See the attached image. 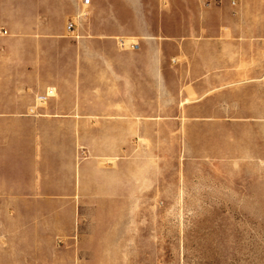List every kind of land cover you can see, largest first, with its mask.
Listing matches in <instances>:
<instances>
[{"label":"rangeland","instance_id":"obj_1","mask_svg":"<svg viewBox=\"0 0 264 264\" xmlns=\"http://www.w3.org/2000/svg\"><path fill=\"white\" fill-rule=\"evenodd\" d=\"M165 3L170 24L178 8L202 7L215 23L264 25V0ZM157 7L154 0L155 17ZM259 34L250 51L264 58ZM49 90L36 97L38 109L49 107ZM177 99L161 112L154 94L152 111L122 118L114 142L95 121L88 143H69L71 168L57 169L60 153L51 152L45 186L57 191L24 202L40 206H0V264H264V112L244 110H264V95L229 97L221 119H209L202 97L189 136L176 121ZM38 109L21 117L52 115Z\"/></svg>","mask_w":264,"mask_h":264},{"label":"crops","instance_id":"obj_2","mask_svg":"<svg viewBox=\"0 0 264 264\" xmlns=\"http://www.w3.org/2000/svg\"><path fill=\"white\" fill-rule=\"evenodd\" d=\"M2 1L0 206H40L24 202L57 191L45 186L52 182L51 152L60 153L57 169L75 166L66 152L71 143H88L95 121L112 129L114 142L122 118L152 111L154 94L161 112L170 95L178 97L176 121H186L188 136L199 127L202 97L209 119H221L229 97L264 95V58L250 51L262 24L215 23L202 7L178 8L170 24L165 0H155L157 17L154 0ZM48 89L55 96L38 109L36 97ZM31 107L52 115L21 117Z\"/></svg>","mask_w":264,"mask_h":264},{"label":"built area","instance_id":"obj_3","mask_svg":"<svg viewBox=\"0 0 264 264\" xmlns=\"http://www.w3.org/2000/svg\"><path fill=\"white\" fill-rule=\"evenodd\" d=\"M69 28L71 29L72 28V25H70Z\"/></svg>","mask_w":264,"mask_h":264}]
</instances>
